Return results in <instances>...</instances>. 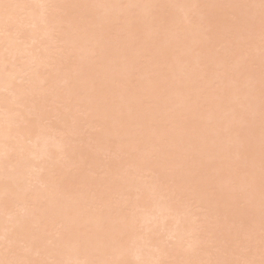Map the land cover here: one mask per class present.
<instances>
[{
    "label": "bare ground",
    "instance_id": "bare-ground-1",
    "mask_svg": "<svg viewBox=\"0 0 264 264\" xmlns=\"http://www.w3.org/2000/svg\"><path fill=\"white\" fill-rule=\"evenodd\" d=\"M29 1L0 0V144L17 149L0 154L48 169L27 191L1 161L4 217L37 212L4 226L34 251L18 263L57 245L56 264H264V0Z\"/></svg>",
    "mask_w": 264,
    "mask_h": 264
},
{
    "label": "rangeland",
    "instance_id": "rangeland-1",
    "mask_svg": "<svg viewBox=\"0 0 264 264\" xmlns=\"http://www.w3.org/2000/svg\"><path fill=\"white\" fill-rule=\"evenodd\" d=\"M27 1H29V0H27ZM32 1L35 3L34 0H32ZM36 1H37V0H36ZM33 2H31V0L29 1V3H31V5L34 4ZM35 4H36V3H35ZM41 5H42V4H41ZM44 5H45V4H44ZM42 6H43V5H42ZM104 10H105V7H104V9H103V13L106 14L107 12H104ZM106 10L108 11V14H109L110 12H109L108 8H106ZM105 14H104V15H105ZM108 14H106V15H108ZM26 26H27V25H26ZM31 26H32V25H31ZM31 26H28V27H30L31 30L34 31V29H36V28L33 27V26L31 27ZM28 27H26L27 29H25V30L28 31V29H30V28H28ZM32 28H34V29H32ZM29 32H30V31H29ZM48 32H49V30H48ZM48 32H46V33H48ZM33 33H34V32H33ZM46 33H45L44 35H47V36H48L49 33H48V34H46ZM47 36H45V38H46ZM49 36H50V35H49ZM23 40H24V39L20 40L19 42L22 43ZM24 41H25V40H24ZM24 41H23V44H24ZM35 41H36V40H34L33 43H34ZM38 41H40V40H38ZM25 42H27V41H25ZM29 43L33 44L32 42H29ZM36 43L39 44V42H35V43L33 44V46H34ZM26 44H28V43H26ZM37 44H36V45H37ZM29 46H31V45H29ZM30 48H31V47H30ZM34 48H37V47H34ZM3 51H4V50H3ZM5 52L7 53L6 50H5ZM5 52H3V53H4L3 55H4V56H5V55L7 56L8 53L5 54ZM24 55L27 57V54L24 53ZM24 55H20V56L23 57ZM175 55H176V54H175ZM6 56H5V58H6ZM8 56H9V55H8ZM25 56H24V57H25ZM9 57H10V58H11V57H14V55L11 56V54H10ZM22 57H18V59L14 57V60H15V59H17V60H21V59H19V58H22ZM26 57H25V59H23V60H26V61H22V62L27 63V64L29 63V65H31L32 68L35 67V66H33V65H35V64L32 63V62H33V59L30 58L29 56H28L29 59H27L28 57H27V58H26ZM10 58H9L8 62L11 60ZM174 58H175V56H173L172 60H173ZM31 59H32V60H31ZM12 60H13V58H12ZM12 60H11V61H12ZM14 60H13V62L15 63L17 60H16V61H14ZM11 61H10V62H11ZM27 61H28V62H27ZM29 61H30V62H29ZM13 62H11V63H13ZM29 65H28V66H29ZM14 66H15V65H14ZM146 66H147V65H144L145 68H146ZM29 67H30V66H29ZM33 69H34V68H33ZM142 71L145 72L144 70H142ZM143 72H142V73H143ZM23 76H24V75H23ZM15 79H18V82L21 81V80H20L21 78H15ZM15 79H14V80H15ZM15 81H17V80H15ZM15 81H14V82H15ZM18 82H16V83H18ZM3 92H4V91H3ZM2 109H3V108L0 109V118H1V116H4V117H3L4 119L1 118L0 121L3 123V121H4V122L6 121L5 117L7 118V115H6L7 111L5 110V111H6V112H5V111L3 110V112H1ZM1 113H2V114H1ZM3 113H5V114H3ZM1 122H0V125H2ZM49 139H50V140H49ZM49 139H47V140L50 141V143H43V141H45L46 139H44V140H43V139L40 140L42 143H41V142H34V143H33L34 146L36 147V145H37L36 149H34V150H35V151L37 150V151H36L37 153H41V152H43V150H42V148H40V146H39L40 144H42L41 147H43V145H44L43 149H44V148H47V146L49 147V146L51 145L52 141H53L52 144H54V139H52V138H49ZM48 141H47V142H48ZM45 142H46V141H45ZM31 143H32V142L30 141V145L32 146V147H31V146H30V147H31L32 149L35 148ZM0 145H1V147H0V152H1V154H4V156H5V155H6V156L9 155V157H10V156L14 155V153H16L15 151H17L16 148H15V149H14V148H9L10 144L7 145V144H5V143H4V144L2 143V144H0ZM25 145H29V142H28L27 144H25ZM46 145H47V146H46ZM6 147H8V150L6 149ZM10 147H11V146H10ZM27 147H28V146H27ZM30 147H29V148H30ZM2 148H3V150H2ZM39 148L41 149V152H39V151H40ZM5 149H6V151H5V152H2V151H4ZM9 149H14V150H11L12 152L14 151V153H13L12 155H11L10 153H8V152H10ZM1 150H2V151H1ZM12 152H11V153H12ZM1 154H0V156H2ZM4 156H2L3 158L1 157L0 162H1V161H5L4 163L7 162V164H10L11 166L9 165V166L6 167L5 164H4L3 162H1V163H0V167H1V168H0V171L3 173L2 169H4V168H3L2 166H5V167L8 169V170H7L8 172L6 171V172H4V173H7V174H8L9 172L11 173V171L13 170V171H12V174H14L13 176H14V177H15V176L17 177V176L19 175L18 172H21V171L18 170V169H16L17 167L13 166L12 161L9 160L10 158L7 159V158H8V157H7V158H5L6 160H4ZM33 157H34V156H32V157L30 156V157H28L26 160H28L29 158H33ZM33 159H34V164H33V167L30 168V171H32L31 174H33V175L35 174L34 177H33L31 174H28V176H26V177L24 178V175H27L26 173H23L24 171L20 173V174L23 173V175H19L20 178H18V179L16 178V180H14L15 178H14V179L12 178L13 176H12L10 173H9V175H10L9 177H10V179L12 178V180H14V182L17 183V184L20 182V179H21V183H19V184H23V183H24V186H23V187H24V190L27 189V191H33V192H35V191H37L36 188L39 187V188H38V191L41 190V191H39V192H42V191L44 192V189H45V188H46L45 191L47 192V190H48L47 186L45 187L44 184L38 182V181L42 182L41 180L38 179L39 176L41 177V174H42L41 172H43V174H44V173L46 172V170H48V169H46V166L44 167V165L47 164V163H43L44 160H42V159H41V160H42L41 162H38V163H37L38 159H37L36 157L33 158ZM39 159H40V158H39ZM29 160H30V159H29ZM108 160H109V159H108ZM108 160H107V159H106V161L103 160L104 166H107V165H108V164L106 165V163H107ZM109 161H111V160H109ZM27 163H28V162H27ZM39 163H40V164H39ZM108 163H109V162H108ZM3 164H4V165H3ZM29 164L32 165V162H30ZM29 164H27V165H29ZM36 164H38L39 166L42 164L43 168L41 169L42 166H41V167H35ZM31 165H30V166H31ZM38 165H37V166H38ZM55 165H56V163H53V166L50 165V163H48L47 166L54 167ZM104 166H103V171H107L108 168H109V170H110V169H111V162H110V165H109L108 168H107V167H104ZM13 167H14V168H13ZM11 168H12V169H11ZM44 168H45V169H44ZM48 168H49V167H48ZM104 168H105V169L107 168V170H104ZM129 168H130V167H129ZM14 169H15V170H14ZM32 169H33V170H32ZM39 169H41V170H39ZM125 169H127V168H125ZM125 169H124V171H125ZM10 170H11V171H10ZM16 170H17V172H16ZM38 170H39L40 174L37 173ZM43 170H44V171H43ZM4 171H5V170H4ZM14 171H15V172H14ZM26 171H27V170H26ZM33 171H35V172L33 173ZM36 171H37V172H36ZM124 171H123V172H124ZM1 172H0V174H1ZM16 173H18V175H16ZM36 173H37L39 176H37ZM1 175H2V174H1ZM122 175H123V174H122ZM148 175H149V173H148V174L145 173V176H146V178H147L146 180H144V179H145V176H143L144 178L142 177V178H143L142 181H144V183H145V184H144V183L142 182V183L144 184V185H142V187H144L145 185H147L146 183L148 182V180H152L151 178L148 177ZM22 176H23V178H22ZM30 176H32V177L30 178ZM36 176H37V177H36ZM27 177H29L30 179H32V180L29 179V181H28L30 184L26 181V178H27ZM42 177H43V176H42ZM142 178H141V179H142ZM27 179H28V178H27ZM40 179H42V178H40ZM24 180H25L27 183H26ZM36 180H37L36 183H34V184H33V182L31 183V181H36ZM145 181H146V182H145ZM149 182H150V181H149ZM149 182H148V183H149ZM38 183L41 184V185L38 186V185H37ZM25 184H26V185H25ZM31 184H32L33 186H32ZM45 184H46V183H45ZM30 185H31L32 187H31ZM42 185H44V186H43V187H45L44 189H41V188H40V187H42ZM25 186H26V187L29 186L30 189L26 188ZM36 186H37V187H36ZM35 187H36V188H35ZM43 187H42V188H43ZM146 187H147V186H145L143 189H146ZM34 188H35L36 190H35ZM143 189H138L137 192L140 191V192L143 193ZM147 189H148V188H147ZM147 189H146V190H147ZM146 190H145V191H146ZM46 192H45V193H46ZM93 193H94V194L92 195V197L94 198V196H96L97 194H96V192H93ZM0 197L2 198V196H0ZM1 198H0V200H1ZM4 198H5V197H4ZM2 199H3V198H2ZM4 200H5V199H3V200H1V201H4ZM91 204H94V202L91 203ZM20 209H22V208L19 207V208L15 209L16 212H15V210L13 209V210H12V213L10 212V213H11L10 216H12V217L7 218V217H8V216H7V217H6L7 219H6L4 216L9 215L8 212H7V213H4L3 209L0 208V212L2 213L1 216H0V218H1V219H6V220L8 221V222H7V221L5 220L3 223L0 222V223H1V226L3 227V229H2V227L0 226L1 229H2V230L0 229V231H1L0 234L2 233V231H3L4 229L6 230V231H4V234H3V235H0V245L3 244V242H4V244H3L4 246H7L6 244H9L8 247H7V250H6V253H7V252L9 253V254L7 255L8 257L6 256V253H5V252H3V253H4V255L6 256V259H7L8 263H9L10 260H11V263L13 262L12 264H19V263H18L19 261L22 262L21 259L24 260V258L26 259V258L29 256V255H27V254H30V255H31V253L34 252L33 250H32V252H31V251H30L31 249L28 250V245H27V243H24V242H23L24 244H22V245H23L24 247H25V245H26V248H27V249H26V248L24 249V247H23L22 245H20V244H19V245H20V247H22V249H24V251H26V252L28 251V252L26 253V255H23V254H22V250H20V251H18V253H17L15 259L13 258V260H12V259L9 260L10 257L12 258V257L14 256V254L16 253V251H17L18 249H21L20 247H19V248H16V247H17V246H16V243L18 244L19 241H20L19 243H21L22 240H20V239H24L23 237H21V236H19V235L17 236V233H15V232H16V231H15L16 229L13 230V229H14V226H13V225H16V224L18 225V224H19L18 220H19V221H20V224H19L18 227H17V230H18V228H19L22 224H24L25 222H27V220H28L29 218L32 217V219H35V218H36V214H37V212L34 213V212H30V210H29V211H28L29 215H28V214H26L27 212L24 211L25 208H23V210H20ZM1 210H2V211H1ZM18 210H19V212H18ZM27 210H28V209H27ZM14 212H15V213H14ZM24 212H25V213H24ZM18 213H19V215H20V214L22 215L21 217H27V218H25L26 220H25L24 218H21L19 215H16V216L14 215V214H18ZM31 213H34V214H33L34 217L31 216V215H32ZM2 217H3V218H2ZM13 218H15V220H14L15 223L12 221V223H14V224H13V225L11 224V225H12V226H10L11 228L9 227V228L12 230V233L10 232L9 235H8V232H9L8 229H9V228L7 229V228H5L4 226H5V225H6V227L9 226L11 222H9L10 220H8V219H13ZM19 218H20V219H19ZM153 219H154V221L156 220L155 218H152V219L150 220L151 223H150V221H149V224L146 223V225H147V224H148V225L152 224L151 226H153V224H154ZM24 220H25V221H24ZM0 221H2V220H0ZM21 221H23L24 223H21ZM29 221H34V220H31V219H30ZM157 221H158V219H157ZM157 221H155L156 224H157ZM6 223H7L8 225H7ZM158 224H159V223H158ZM17 225H16V226H17ZM38 225H39V224H38ZM142 225L144 226V227L142 226L144 229H143V230H139V231L144 232L147 228H146L145 224H142ZM39 226H40V225H39ZM39 226H37V227H39ZM154 226H155V225H154ZM156 226L159 227L160 225H156ZM41 227H42V226H41ZM39 228H40V227H39ZM140 228H141V227H139V229H140ZM145 228H146V229H145ZM40 229H42V228H40ZM67 229H68V228H67ZM141 229H142V228H141ZM154 229L157 230V229H159V228L154 227ZM61 231H62V232H61ZM141 232H140V233H141ZM6 233H7V234H6ZM64 233H66V234H64ZM13 234H16V235H14V236H16V237H12ZM67 234H68V235H67ZM167 234H168V233H165V237H163V241H164L165 238H167V239H165V241H166V243H169V240H170V243L167 244V245H166V243L164 242L166 246L169 245L168 248L170 249V247H171L172 245H174V244L176 243V241H174V238H173V237H170V234H169V235H167ZM5 235H6L7 237H6ZM54 235H55V234H54ZM57 235H58V234H56L55 240H58V243H61V245L63 244L64 240H67V241L69 240V239H65L66 237H65V238L63 237V236L66 235L67 238H69V231H67V230L64 231V228H62V229L60 230V232H59V235H60V236L62 235V238H63V239H61L60 237H58L59 235H58V236H57ZM19 237H21V238H19ZM8 238H9V239L12 238L11 240H13V241H14V239H15L16 241L12 242V241H10V240H7ZM2 240H3V242H2ZM18 240H19V241H18ZM55 240H53V241H52V240H51V241L48 240V242H51V244L56 245L57 243L54 244ZM175 240H176V239H175ZM9 241H10V243H9ZM24 241H25V240H24ZM56 242H57V241H56ZM173 242H175V243H173ZM12 243H13V248H12V246H11ZM10 244H11V245H10ZM51 244L47 243L48 247H51ZM3 245H2V246H3ZM58 245H59V244H58ZM2 246H0V250H2V248H3ZM10 246H11V247H10ZM15 246H16V247H15ZM1 247H2V248H1ZM54 247H55V246H54ZM56 247L58 248L59 246L56 245ZM60 247H61V246H60ZM10 248L15 249V251L13 250V251H14L13 254L10 252ZM57 248H56V249H57ZM52 249H53V247H52ZM56 249L54 248V250H53V255H52L51 257L48 258V260L50 261L48 264L53 263L52 261H54L55 259H56L57 261H60V258H61V260L64 258L65 255H64L63 252H62L63 254H58L59 256H58V255H55V254L59 253V251H61L60 248H58L59 251L56 253V251H55ZM58 249H57V250H58ZM152 249H154V248H152ZM169 249H168V250H169ZM3 250H4V249H3ZM3 250H2V251H3ZM147 250L150 251V248H149V249L147 248ZM2 251H1V253H2ZM11 251H12V250H11ZM29 251H30L31 253H29ZM19 253L22 254V255L19 256ZM10 254H12L13 256H11ZM4 255L1 254L0 258H4V257H5ZM32 255H33V254H32ZM36 255H40V254H39L38 252H37V253L35 252L34 255H33L34 258L31 259V257H30V260L33 261V262H39V261H35V259H36V257H37ZM61 255H62V256H61ZM63 255H64V256H63ZM145 255H146V257H145L144 255H143V256H144L145 258H148V257H147L148 253H145ZM14 257H15V256H14ZM52 257H53V258H52ZM59 257H60V258H59ZM62 257H63V258H62ZM37 258H38V257H37ZM51 258H52V260H51ZM140 258H141V257H138V259H140ZM56 260H55V264H56ZM7 261H6V262H7ZM16 261H17V263H16ZM21 262H20V263H21ZM24 262H27V260H26V261L24 260ZM33 262H32V264H37V263H33ZM47 262H48V261H47ZM22 263H23V262H22ZM53 264H54V263H53Z\"/></svg>",
    "mask_w": 264,
    "mask_h": 264
}]
</instances>
